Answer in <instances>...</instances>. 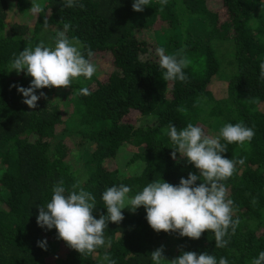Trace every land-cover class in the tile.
<instances>
[{
	"label": "trees",
	"instance_id": "obj_1",
	"mask_svg": "<svg viewBox=\"0 0 264 264\" xmlns=\"http://www.w3.org/2000/svg\"><path fill=\"white\" fill-rule=\"evenodd\" d=\"M36 2L43 9L38 16L28 12L31 0H0V264H106L105 253L116 264H153L150 253L159 240L167 245L169 261L193 251L213 255L217 264L220 257L228 264H252L264 251V79L259 67L264 62V0H221L226 17L219 23L205 0H168L163 11L159 0H150L143 12L133 11L134 0H79L83 9L65 7V0ZM7 11L14 22L5 31ZM158 20L165 26L147 29ZM64 23H70L67 35L79 39L86 58L91 49L89 59L96 65L94 60L109 53L115 69L104 71L97 64L91 79L80 77L69 88L58 89L65 92L59 98L67 107L62 117L52 95L53 100L41 97L37 107L29 109L17 87L10 86L27 88L32 78L23 71L12 77L9 70L24 48L34 49L41 41L54 47ZM149 44L155 50L163 47L168 55L183 50L181 55L190 61L184 69L187 81H164ZM211 77L226 80L225 95L217 97L206 86ZM84 87L90 95L79 94ZM132 109L149 122L122 120ZM241 122L255 134L251 142L228 145L222 154L246 158L224 182L227 198L234 202L233 218L240 220L224 248L215 247L214 234L208 231L196 240L156 233L143 206L135 213L122 209L124 219L119 224L109 221L105 229L110 246L88 256L57 239L55 228L42 229L36 223L39 207H46L61 180L66 189L79 182L95 196L93 216L99 219L107 214L102 194L113 185L129 186L132 196L152 181L177 185L190 172L198 175L179 153L176 160L171 158L175 146L167 135L170 124L180 130L192 123L207 135H218L225 124ZM125 143L136 148L126 164L142 168L141 175L124 176L117 167H105ZM80 158L81 165L76 160ZM42 240L46 250L37 246ZM59 241L64 250L58 252Z\"/></svg>",
	"mask_w": 264,
	"mask_h": 264
},
{
	"label": "clouds",
	"instance_id": "obj_2",
	"mask_svg": "<svg viewBox=\"0 0 264 264\" xmlns=\"http://www.w3.org/2000/svg\"><path fill=\"white\" fill-rule=\"evenodd\" d=\"M150 0H134L132 9L143 12ZM160 11L164 10L168 0H159ZM65 7H85L79 0H65ZM32 14L38 16L42 7L36 0H31ZM47 17L44 26L47 27ZM70 23L63 24V30L57 31L54 47H48L41 41L33 48H24L10 63V71L18 74L24 72L30 76L31 82L27 88L17 87V91L25 98L23 103L29 109L37 107V101L44 96L43 92L35 94L42 88H69L73 80L83 77L91 79L97 67L89 59L93 52L87 50V57L81 51V42L76 37L69 38ZM180 50L176 54H165V49H156L159 66L163 69L164 81H187L184 69L190 61ZM260 78L264 79V62L260 65ZM79 94L88 96L90 91L84 87ZM134 110V109H133ZM183 112L185 109L178 108ZM254 130L241 123H227L218 135H207L202 127L188 123L186 127L178 130L170 124L167 135L175 146L171 158L176 160L177 153L186 158L187 163L198 170V175L190 172L188 177L181 178L177 185H172L161 179L152 181L143 187L142 191L130 196L131 188L124 184L113 185L102 194L106 215L99 219L93 216L96 208L95 196L74 183L66 189L63 180L57 182L52 188V196L46 207H39L36 223L46 230L55 228L57 239L62 240L70 248L88 256L98 248L110 246L111 241L105 240V229L108 222L119 224L123 219L122 209L126 207L135 213L141 206L146 211L145 219L156 233H178L181 237L199 239L205 231L214 234L216 248H224L230 237L235 234L239 225V218L234 219L233 200L227 198L225 181L237 171V165L245 164V157L233 160L225 158L222 154L228 151V145L240 146L251 142ZM226 143H222L221 141ZM129 173L141 175L142 168H132ZM202 181L196 184V181ZM253 205L258 201L253 198ZM231 230V231H230ZM37 246L46 250V240L38 241ZM153 264H217L213 255L193 251H184L170 261L164 256V246L161 245L151 253ZM103 261L106 264H116L109 254L105 253ZM218 264H228L225 257H220ZM252 264H264V251L252 260Z\"/></svg>",
	"mask_w": 264,
	"mask_h": 264
},
{
	"label": "rangeland",
	"instance_id": "obj_3",
	"mask_svg": "<svg viewBox=\"0 0 264 264\" xmlns=\"http://www.w3.org/2000/svg\"><path fill=\"white\" fill-rule=\"evenodd\" d=\"M205 6L210 11H212V12H214L216 14V16H215L216 17V23H219V22H221V21H223L225 19V17H226V11H225V7H224L223 3L221 2V0H205ZM28 12L30 14H32L30 10ZM31 17H33V16H31ZM31 17H26V18H31ZM21 18H22V16H21ZM5 22H6V28H5V31H6L7 28L11 25V23L14 22V17H13V15H12L11 12H8L7 11L6 18H5ZM29 22H30L29 24L32 23L31 20H29ZM160 26H165V22L164 21H161V20H158V21L154 22L153 25L151 24L147 29L152 30V29L159 28ZM143 30H144V32H146V29H143ZM139 37H141V36L139 35ZM143 37H144V40L147 41L146 37L149 38L150 35L149 34H146L145 36L143 35ZM217 46H218V44H217ZM223 46H224L223 43H221L219 45L220 52H222ZM154 47L155 46H152L151 44H149V46H148L149 51H151L149 53L150 54L153 53V56L156 55V50H155ZM157 58H158V56H157ZM226 60H227V58H226ZM94 61H96L95 62L96 65L99 64V66L104 71L110 72L112 69H115V67L113 66V63H112V55H110L109 53H108V55H105L104 54L101 58L98 57ZM221 61L224 62V59H222ZM6 73H7V71H6ZM17 75H18V73L15 70L10 71V76L16 77ZM224 81H226V80H221V78L220 79H217L215 77H213V78L211 77L210 80H208V83H207L206 86L208 88H210V90L213 92V94L215 96H217V97L223 96V95L226 94V83ZM53 90L52 89L45 90L44 91V96L42 98L46 97L47 99H49V98L52 99V97L50 96V95H52L53 98H54V102L60 108V113H61L62 117H65V114L64 113H65L67 107L64 106L65 104L62 103L59 100L60 95L62 96V93L61 92H64V91L63 90H58V89H55V91H53ZM122 120L128 121L129 123H132V124L133 123L134 124H137L138 122H140V123L149 122L148 120L145 121L144 118H141L140 119V116L138 115V113L135 110H133V109L130 110V111H128L127 114L122 118ZM69 140H70V138L69 139L66 138L64 140L67 145H69ZM69 147L70 148H73L72 145H70ZM120 148L121 149L118 150V154H117L116 158H112V159L106 161L107 163H106L105 167L108 168V169H114V168L117 167L121 172L124 173V176H125V175L130 174L128 170L129 169H132L131 166H129V165L126 164V162H127L128 158H130L132 156V154H134L136 148L133 147V146H131L128 143L122 144ZM91 149H93V147ZM75 155H77V153L76 152H73L72 153V157L74 158ZM76 160H79L78 164L81 165V161L80 160H82V158L76 159ZM1 206L2 205L0 204V207ZM125 209L128 210L127 207ZM49 238L51 239L52 237H49ZM161 245L164 246V256L167 257V253H168V252H166L167 245H166V243L163 240L157 241L155 243V245H154V248L157 249ZM56 247H57V250L56 251H58V252L64 250V248H63L64 246H63V244H62L61 241H59L56 244Z\"/></svg>",
	"mask_w": 264,
	"mask_h": 264
}]
</instances>
